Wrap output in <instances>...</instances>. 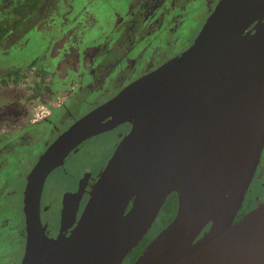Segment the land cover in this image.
Listing matches in <instances>:
<instances>
[{"label": "water", "instance_id": "1", "mask_svg": "<svg viewBox=\"0 0 264 264\" xmlns=\"http://www.w3.org/2000/svg\"><path fill=\"white\" fill-rule=\"evenodd\" d=\"M122 123L129 130L77 220L79 188L64 205L68 235H44L38 206L48 173ZM263 146L264 0H217L187 48L75 120L39 155L22 190L19 264H121L172 193V218L130 264H264V201L234 220Z\"/></svg>", "mask_w": 264, "mask_h": 264}, {"label": "flooded vegetation", "instance_id": "2", "mask_svg": "<svg viewBox=\"0 0 264 264\" xmlns=\"http://www.w3.org/2000/svg\"><path fill=\"white\" fill-rule=\"evenodd\" d=\"M145 1L148 3H145L144 5ZM165 1L166 0H127L125 1L127 7L123 10H119L118 13L125 16L137 8L142 11L140 13V18H147L148 16H151L150 12L153 11L152 9L155 6H163L162 3L164 4ZM178 1L180 0H167L170 8L181 9L179 4L178 6L175 5ZM38 8L36 9L37 11ZM118 13L115 12L111 22V31L121 28L120 31H122L121 34L123 35V38L120 43H116L120 45L119 49L122 52L115 51L113 49V42H111V45H108L109 33H111V31L108 30L107 26H104L100 29L101 32H104L101 35V38L96 37V39L88 40V45L85 48H77V45L75 44L76 42L73 40L72 42L66 41V36L64 34L61 41L63 44L66 42L69 43V45L67 44L63 50L51 47V52H49V54L39 56L44 59L47 55H49L47 59L48 62L40 60V63H35V61L39 58L36 57L33 59L35 61L32 60L28 63L27 67L18 68L12 66L5 72L0 73V195L2 196V199L6 200L8 195L13 194L11 189H7V183H5L4 179L5 175H2V172L4 173L5 170L14 171L20 167H24L27 168L28 173L45 148L59 133L67 129V127L75 120L83 116L92 108L114 96L120 89L136 78L154 70L168 59L178 55L191 43L190 41L186 47L184 45L176 52L166 55V57L159 62L154 63V61H148L146 58H141L140 66L137 71L135 70L134 76L133 74L128 75L127 73V75L124 74L122 78H119V80L123 79L126 84L117 90L116 93L99 103L93 102L92 107L86 112L80 115H75V113L79 111L80 106L83 103L88 102L86 99L88 97L87 92H93L92 88H98L100 82L104 80V76L101 75H110L111 72L114 71L117 63L120 59H122L121 56L117 55L121 54L124 59L127 58L125 57L124 52H126L133 45L131 38L134 36H136L137 39L140 38L139 32L142 29L141 27L144 25L140 21L141 19L136 21L139 24H133L132 20H128V17L122 20ZM178 18V14L170 15L168 17V22L171 21V24L167 26V31H170V29L175 30L178 27ZM159 20L158 14L157 17H153L150 24L146 25L145 29L147 30L149 25V30L152 28L156 29V23L159 22ZM0 25L7 26L8 28L6 33L0 38V42H2V40H6L7 43L9 42L12 32H14L17 27H21V24H18L13 29L9 27V24ZM19 36H22V38L25 39L28 34L23 29L19 32ZM179 41L182 42V38ZM73 46L76 48L77 56L75 61H70L68 57L69 53L65 51L69 49L71 50V47L73 48ZM86 48L91 50V57L88 59H84L83 57V53ZM60 51L61 54L59 55ZM107 52H111L113 55L108 54ZM105 53L109 56L108 59L104 58ZM97 55L100 56L101 61L95 65L94 57ZM84 77H86V79L90 78L91 80L87 79L86 83L82 84ZM39 123H45L48 125V129L45 132V138L43 140H41L43 130L38 132V127H36ZM128 130L129 124L122 123L111 130L93 136L92 138L79 144L73 152L64 158L62 164L55 167L48 173L42 185L38 206L40 224L44 235L47 237H56L59 233L68 235L73 224L69 228L68 225L73 221V219H71L68 215L64 217L63 214L62 216L64 205L71 207L72 202L69 201V197L76 193L79 188L80 198L75 213V219L77 220L86 203L91 187L119 140L128 132ZM101 135H107L109 140H114V144L109 153L104 157H90L82 163H78L76 168L75 166L72 167V165H69V171L74 173L73 176L69 175V171L67 172L68 167H66L68 161L77 162L73 160V157L80 154V152L85 149L88 143L95 137ZM32 146L35 148H32ZM263 152L264 146L261 150L257 166L248 185L246 194L240 203L234 220L240 218L247 211L264 201V195L261 196V185L264 187V181H261V158ZM23 153H29L28 159L34 157L33 161L28 164H22L19 160V154ZM10 158L11 161H9ZM79 160L84 159L79 158ZM10 166H15L17 168L14 167L13 170L8 169ZM54 173L55 176L52 177ZM26 175L24 177L20 193L21 201ZM252 184L256 185V190H259L257 191L259 192L258 196H250V186ZM128 208L129 205L127 209ZM0 228L2 229V235L15 234L16 239L18 237L20 255L18 257L19 260L17 264H19L25 242V223L22 212V204L19 221L17 219V221L14 222L12 218L1 217ZM160 228L161 226L153 232L150 239L159 231ZM148 232L145 235H147ZM121 264H126V262L123 260Z\"/></svg>", "mask_w": 264, "mask_h": 264}, {"label": "rangeland", "instance_id": "3", "mask_svg": "<svg viewBox=\"0 0 264 264\" xmlns=\"http://www.w3.org/2000/svg\"><path fill=\"white\" fill-rule=\"evenodd\" d=\"M127 0H41L38 11L27 15L21 20V27H17L12 32L9 42L2 40L0 42V73L5 72L10 67H27L33 59L39 56H45L51 52V47L57 49H64L69 43L63 44L61 39L65 34L66 41H75L77 48H85L88 45V40L101 38L104 32L100 29L107 26L108 30H112V20L115 12L123 10L127 7L125 3ZM217 0H185L178 1L175 5H180L181 9L170 8L167 0L162 3L163 6H155L151 11V16L147 18H140V9L133 10L130 14L125 16L120 15L122 20L128 17V20H132L133 24L140 21L144 24L139 32L140 38L136 36L132 37V46L124 52L126 59L121 54L122 59L117 63L113 72L110 75L104 76V80L100 82L99 87L92 88L93 92H87V101L80 106L79 111L75 115H80L86 112L92 107L93 102H101L106 100L109 96L116 93L126 83L122 78L123 75L134 76L135 70H138L140 66L141 58H146L148 61L159 62L164 59L166 55H170L173 52L179 50L182 46L185 47L193 41V37L196 36L200 27L202 26L205 18L208 16ZM148 3L147 1L144 2ZM174 5V4H173ZM178 9V10H177ZM159 14V22H157V28L146 30L147 24H150L153 17H157ZM178 14L179 21L178 27L175 30L167 31V26L171 24L168 22L170 15ZM139 24V23H137ZM25 30L28 36L25 39L19 36L21 30ZM118 28L109 33V44L113 42V49L115 51H121L119 44L123 35ZM182 38V42L179 40ZM107 43V42H106ZM191 44V43H190ZM188 47V46H187ZM186 47V48H187ZM61 50V51H62ZM61 51L59 55L61 54ZM69 53V60H76V48L73 46L71 50L65 51ZM122 52V51H121ZM112 54L111 52H107ZM106 54V53H105ZM104 54V58L108 59V55ZM91 50L86 48L83 53L84 59H88L91 56ZM113 55V54H112ZM48 56L44 59L38 58L35 63L39 61L48 62ZM100 56L94 57V63L97 65L101 60ZM128 61V62H125ZM52 65V62H51ZM54 65V64H53ZM102 74V73H100ZM85 75V74H84ZM90 79V78H87ZM86 77L83 78L82 84L87 81ZM91 80V79H90ZM86 97V96H85ZM74 115V114H73ZM35 127V126H33ZM36 127L38 132L43 130L42 138H45V132L48 129V125L45 123H39ZM109 140L107 135H101L95 137L88 143L85 149L80 154L73 157V160L77 162L68 161L67 172L69 171V165L72 167L78 166V163H82L90 157H104L111 150L114 140ZM32 148H35L32 146ZM38 148V145H37ZM27 154V155H26ZM19 154V160L22 164H28L33 161L34 157L28 159L29 153ZM22 155V156H21ZM95 157V158H96ZM83 158L84 160H79ZM11 161V158L9 159ZM15 167V166H14ZM10 166L8 169H12ZM17 168V167H15ZM27 173V168L20 167L14 171L5 170L2 175H5V183H7V189H11L13 194L8 195L6 200L2 199L0 195V219L1 217L12 218L14 222L19 221L21 200L20 193L24 177ZM69 175H74L72 172H68ZM55 176V173L52 177ZM264 181V152L261 158V181ZM256 190V185L250 186V196H258L259 192ZM264 195V187L261 185V196ZM4 200V201H3ZM159 222L155 220L151 230L148 232L152 234L159 226ZM20 242V240H19ZM20 255V247L18 243V237L16 239L15 234L2 235V229L0 228V264H17L18 257Z\"/></svg>", "mask_w": 264, "mask_h": 264}, {"label": "trees", "instance_id": "4", "mask_svg": "<svg viewBox=\"0 0 264 264\" xmlns=\"http://www.w3.org/2000/svg\"><path fill=\"white\" fill-rule=\"evenodd\" d=\"M40 2L41 0H0V24H9L10 28H15L21 23L23 18L36 11ZM7 30V26L0 25V38ZM175 206V195L172 193L165 198L164 203L159 210V214L156 219L160 223L159 226L163 227L172 218L175 212ZM206 227L204 229H206ZM152 234L148 233L145 235L136 247L128 253L126 258H124V262H126V264L132 262L137 257L140 250L150 240Z\"/></svg>", "mask_w": 264, "mask_h": 264}]
</instances>
